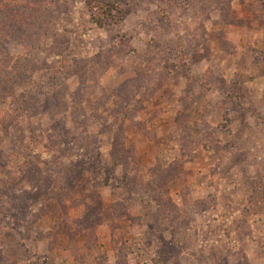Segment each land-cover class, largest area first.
I'll use <instances>...</instances> for the list:
<instances>
[{"label": "rangeland", "instance_id": "rangeland-1", "mask_svg": "<svg viewBox=\"0 0 264 264\" xmlns=\"http://www.w3.org/2000/svg\"><path fill=\"white\" fill-rule=\"evenodd\" d=\"M51 1L0 35V264H264V0Z\"/></svg>", "mask_w": 264, "mask_h": 264}, {"label": "trees", "instance_id": "trees-1", "mask_svg": "<svg viewBox=\"0 0 264 264\" xmlns=\"http://www.w3.org/2000/svg\"><path fill=\"white\" fill-rule=\"evenodd\" d=\"M48 1V0H45ZM44 0H0V7L8 10L11 6H20L18 12L14 13L11 10L7 11V22L5 25L0 23L1 31L0 35L10 36L20 33L25 43L26 57L25 59L34 62L36 60L35 55L37 52L46 53L50 51L47 43L44 42L43 36L36 37L32 34L33 29L37 27L34 14L43 13L49 11L53 6L52 1L45 2ZM87 12L90 14L92 21L95 25L103 26L110 21L121 19L122 9L119 0H86ZM52 5V6H51ZM119 17V18H118ZM1 18V17H0ZM98 179H101L104 183H109V178L106 174H98Z\"/></svg>", "mask_w": 264, "mask_h": 264}]
</instances>
